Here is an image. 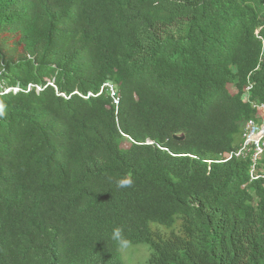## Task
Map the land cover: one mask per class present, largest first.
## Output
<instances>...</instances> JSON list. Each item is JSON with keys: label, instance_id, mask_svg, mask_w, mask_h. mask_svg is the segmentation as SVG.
Here are the masks:
<instances>
[{"label": "trees", "instance_id": "trees-1", "mask_svg": "<svg viewBox=\"0 0 264 264\" xmlns=\"http://www.w3.org/2000/svg\"><path fill=\"white\" fill-rule=\"evenodd\" d=\"M253 104L264 0H0V264H264Z\"/></svg>", "mask_w": 264, "mask_h": 264}, {"label": "built area", "instance_id": "built-area-1", "mask_svg": "<svg viewBox=\"0 0 264 264\" xmlns=\"http://www.w3.org/2000/svg\"><path fill=\"white\" fill-rule=\"evenodd\" d=\"M107 88V93L115 106H118V96L113 86L105 84L103 88ZM31 87H29L30 89ZM103 88L98 95L102 94ZM28 89V90H29ZM40 91L39 87H36ZM249 90V89H248ZM15 91H18L16 89ZM97 95V96H98ZM84 99L94 97L92 93L87 96H80ZM252 108L256 112V118L248 120L242 130V143L238 149L222 156L218 163H225L231 160H242L250 162V177L251 180H256L260 176L256 175V168L259 160L264 154V105L253 104Z\"/></svg>", "mask_w": 264, "mask_h": 264}, {"label": "clouds", "instance_id": "clouds-1", "mask_svg": "<svg viewBox=\"0 0 264 264\" xmlns=\"http://www.w3.org/2000/svg\"><path fill=\"white\" fill-rule=\"evenodd\" d=\"M132 184L133 180L130 177L120 178L116 181V185L118 188L130 187ZM110 238L116 243L119 253L126 259L129 254V250L132 248V243L125 236L124 228L122 226L114 227L112 229Z\"/></svg>", "mask_w": 264, "mask_h": 264}, {"label": "rangeland", "instance_id": "rangeland-1", "mask_svg": "<svg viewBox=\"0 0 264 264\" xmlns=\"http://www.w3.org/2000/svg\"><path fill=\"white\" fill-rule=\"evenodd\" d=\"M121 255V254H120ZM148 256V252L145 246H132L129 250L128 257L125 259L122 255L121 258L124 264H138L143 262V260Z\"/></svg>", "mask_w": 264, "mask_h": 264}, {"label": "bare ground", "instance_id": "bare-ground-1", "mask_svg": "<svg viewBox=\"0 0 264 264\" xmlns=\"http://www.w3.org/2000/svg\"><path fill=\"white\" fill-rule=\"evenodd\" d=\"M224 46V45H223ZM90 99V98H89Z\"/></svg>", "mask_w": 264, "mask_h": 264}]
</instances>
